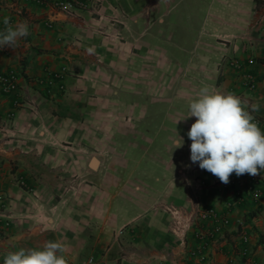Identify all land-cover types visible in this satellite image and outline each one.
I'll use <instances>...</instances> for the list:
<instances>
[{
  "label": "crops",
  "instance_id": "obj_1",
  "mask_svg": "<svg viewBox=\"0 0 264 264\" xmlns=\"http://www.w3.org/2000/svg\"><path fill=\"white\" fill-rule=\"evenodd\" d=\"M53 1L0 0V29L5 16L30 28L0 49L17 85L0 90V264L48 241L67 264H249L245 233L264 264V171L222 182L191 161L197 118L177 122L204 86L264 115V0H80L71 14ZM180 22H203L187 63L170 53ZM198 203L231 220L204 262Z\"/></svg>",
  "mask_w": 264,
  "mask_h": 264
},
{
  "label": "clouds",
  "instance_id": "obj_2",
  "mask_svg": "<svg viewBox=\"0 0 264 264\" xmlns=\"http://www.w3.org/2000/svg\"><path fill=\"white\" fill-rule=\"evenodd\" d=\"M2 23L0 49L5 46L16 48L18 41L30 34L26 21L13 24L11 18L5 16ZM260 109L259 103L249 104L234 93L201 87L188 105L189 114L177 120L197 118L187 133L192 141L191 161L199 162L201 169L210 171L224 183L229 182L232 173L255 176L264 171V130L254 115ZM179 137L175 148L184 144L183 138ZM63 252L61 242L48 241L42 248L21 247L9 251L3 257V264H67Z\"/></svg>",
  "mask_w": 264,
  "mask_h": 264
},
{
  "label": "built area",
  "instance_id": "obj_3",
  "mask_svg": "<svg viewBox=\"0 0 264 264\" xmlns=\"http://www.w3.org/2000/svg\"><path fill=\"white\" fill-rule=\"evenodd\" d=\"M37 3H44L46 0H35ZM53 5L66 13H74L75 8L78 5L84 6L82 1L80 0H55L53 1ZM68 72L67 67H63L61 70L56 71L54 73H50L47 79L49 85H52L56 82L61 84L65 75ZM245 83L249 88L254 89L256 87V83L254 78L251 75L246 76ZM16 73L15 71H10L7 74L0 73V90L6 93H11L14 89H16ZM63 88V85H61ZM256 120L259 122V126L264 128V115L263 116H255ZM23 183V182H22ZM258 182L256 181V184ZM254 194L256 197H260L262 192L259 188L255 187ZM197 217L203 221H209L211 224L207 227H199L196 232V238L199 242V247L192 254L196 255V257L202 262L206 261L208 258L207 255V246L210 241L213 240L217 235L222 233L223 228L228 226L231 222L228 215L222 213L214 208H208L206 206L201 205V203L197 204ZM243 249L241 251L242 255L247 259L249 264H253L252 259V251L250 248V237L248 234H243ZM79 264H104L103 262L98 261L94 256H90L86 260L79 262Z\"/></svg>",
  "mask_w": 264,
  "mask_h": 264
},
{
  "label": "rangeland",
  "instance_id": "obj_4",
  "mask_svg": "<svg viewBox=\"0 0 264 264\" xmlns=\"http://www.w3.org/2000/svg\"><path fill=\"white\" fill-rule=\"evenodd\" d=\"M180 23H181L180 24L181 27L179 26V28L173 27L174 29L172 28L169 29L167 31V34L173 37V41H175L174 43H179V46H181L182 50L180 51V50H176V48L174 49L170 48L171 49L170 53L172 55L178 54L179 59L187 63L189 61L188 59L190 58V53L188 52V50H190L191 47L195 45L197 39L200 41L201 37L203 36L201 34L202 32H199L200 28L203 25V22H180ZM176 31L182 34L178 35Z\"/></svg>",
  "mask_w": 264,
  "mask_h": 264
},
{
  "label": "water",
  "instance_id": "obj_5",
  "mask_svg": "<svg viewBox=\"0 0 264 264\" xmlns=\"http://www.w3.org/2000/svg\"><path fill=\"white\" fill-rule=\"evenodd\" d=\"M95 159V158H94ZM94 159L92 160V162L94 161Z\"/></svg>",
  "mask_w": 264,
  "mask_h": 264
}]
</instances>
